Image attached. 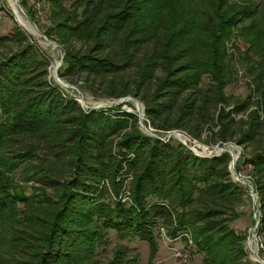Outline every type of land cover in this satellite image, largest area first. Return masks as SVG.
<instances>
[{
  "label": "trees",
  "instance_id": "obj_1",
  "mask_svg": "<svg viewBox=\"0 0 264 264\" xmlns=\"http://www.w3.org/2000/svg\"><path fill=\"white\" fill-rule=\"evenodd\" d=\"M196 1L46 0L44 33L64 49L61 77L99 96L139 98L155 132L258 143L242 164L253 168L264 224V11L255 0H242L241 10L230 0H205L204 12ZM19 2L41 28L34 4ZM241 20L260 102L236 120L221 106L229 105L234 72L226 41ZM50 65L20 25L0 33V175L25 165L42 191L26 195L0 176L1 264H100L110 231L155 253L161 228L173 239L185 234L208 264H254L246 236L231 226L245 190L232 178L231 154L198 155L177 138L144 133L130 103L85 109L48 78ZM131 261L120 247L105 264Z\"/></svg>",
  "mask_w": 264,
  "mask_h": 264
},
{
  "label": "rangeland",
  "instance_id": "obj_2",
  "mask_svg": "<svg viewBox=\"0 0 264 264\" xmlns=\"http://www.w3.org/2000/svg\"><path fill=\"white\" fill-rule=\"evenodd\" d=\"M19 1L20 0H0V33H9L12 30L13 26L16 24L20 25L23 29L30 33L51 58L48 78L53 82L58 83L68 93L76 97V99L85 109H89L90 107L94 108V106L112 107L121 103H130L132 104V106L128 105V108L130 109L131 107H133L135 112L139 114L140 128L144 133L154 136H161L162 139L166 140L174 137L180 140L183 144V140H186L187 144L190 147H193L198 151V155L207 156L214 151L213 155L228 152L229 154H231L232 159L233 156L236 157L235 166H232V162L230 164L232 178L236 182L244 185L245 190L244 200L237 207V211L240 212L239 216L231 222V226L236 229L238 234L246 236L245 243L246 250L248 252V258L254 264H264V246H259L256 242L260 239V237L264 242V224L261 220L259 195L254 187L251 177L253 171L252 166L249 163L242 164L243 158H248L249 156H251L252 152L258 146V143L240 145L235 140L237 139V137L231 138L226 142L223 140H219V137L216 138L218 140L216 142H206V137L208 135L207 131L204 132V135L201 139L195 138L194 136L182 130H171L167 132L161 131L157 133L155 132L154 128L145 123V105L139 98H135L130 95L127 97H123V99L125 100L120 102L122 98L114 99L99 96L92 93L91 91L82 89L79 86L82 84V81H79L78 84L70 83L59 74L65 56L64 49L56 40L49 38L44 33L49 24L47 5H43V2H45L46 0H29V4H34L35 9H37L38 13L36 14V17L37 19L39 18L38 24L41 26V28L36 24V22L32 21L29 18V16L26 14V8L22 6ZM17 2L20 3L21 8L18 6ZM229 2L231 5L235 6L237 10H241L242 7L236 5H245L244 1L242 0H230ZM256 2L258 10L261 12L264 11V0H255V3ZM204 4H206L205 0L196 1V5L201 6L197 7V10L201 8V10L205 12L206 7L203 6ZM18 10L20 16H22L23 18L26 17L24 19V23H20V21H18V17L16 15ZM241 18L243 17H240V19ZM26 23L31 24L29 27H27ZM243 24L244 23L242 22V20L238 21L232 29L233 34L226 41V50L229 56L232 57L234 72L231 75L233 77V80L226 84L227 87L225 88V91L229 97V105L222 104L221 106L224 107L226 111H231L232 116H234L236 120L247 119L252 109L257 108L256 104L260 102V94L254 91V86L251 82L252 75L248 73L247 63L245 62V55L250 47V42L248 40V30H243ZM52 45H55V47ZM253 58L255 59L256 57L253 56ZM57 63L60 65H58L59 67L53 73L54 66ZM57 73L62 80L68 82L71 86L66 87L59 83ZM98 92L100 93V90H98ZM249 98L251 100V103L248 110L239 114L234 113L233 110L235 109V105L238 102L246 101ZM262 105H264L263 101L262 103H260L261 113ZM262 114L263 116L261 120L264 118V112ZM219 128L220 126H216L214 130L218 131ZM26 141L31 142V139L27 138ZM19 146L16 145L15 147H12V149L17 150ZM221 148H223L225 151L221 150ZM6 154L9 156L13 155L10 152H6ZM240 164L242 168L238 171L237 168ZM24 167L25 165L20 164L12 172H3V175H0L2 177L1 180H7L8 178L6 177H9L10 180L12 179L18 184L16 185V187L22 189L23 192L26 193V195L42 193V191H40V185L36 183L35 180L27 179V177L31 178L29 176H32V174L27 176L28 171L26 172V170H23ZM0 170L5 171L3 169V166H0ZM250 186L255 189L254 192L252 191V188ZM127 199L128 198L126 197L125 200ZM159 232L158 249L157 251H155V253H153L147 242L132 237L122 238L116 232L110 231V240L108 245L99 249V253L96 255V258L100 262V264H105L113 260L115 251L118 248L125 247L127 249L128 258L132 260L130 264H135V262L137 264H208V262L204 259V254L197 252L196 248H194L193 244L191 243V240L190 242H188L184 238L185 234H180L178 237L173 239L170 237L165 228H161ZM122 254L124 255V252ZM180 254H186L188 255V257L183 258L182 256H180Z\"/></svg>",
  "mask_w": 264,
  "mask_h": 264
},
{
  "label": "water",
  "instance_id": "obj_3",
  "mask_svg": "<svg viewBox=\"0 0 264 264\" xmlns=\"http://www.w3.org/2000/svg\"><path fill=\"white\" fill-rule=\"evenodd\" d=\"M17 4H18V6L21 8L20 3L17 2ZM45 37H46V36H45ZM57 68H58V65L56 66V70H57ZM57 76H58V79H59V83H61L62 85L66 86V87L71 86L68 82H65L64 80H62V79L59 77L58 73H57ZM123 100H125V99L122 98V100H121L120 102H122ZM99 107H100V106H94V108H92V109H96V108H99ZM90 108H91V107H90ZM224 151H225V150H224ZM208 156H211V155H208ZM235 162H236V157L233 156V159H232V166H235ZM250 187L252 188V191L254 192L255 189H254L252 186H250Z\"/></svg>",
  "mask_w": 264,
  "mask_h": 264
},
{
  "label": "built area",
  "instance_id": "obj_4",
  "mask_svg": "<svg viewBox=\"0 0 264 264\" xmlns=\"http://www.w3.org/2000/svg\"><path fill=\"white\" fill-rule=\"evenodd\" d=\"M184 141V144H186L192 151H194L195 153H197L198 154V151L195 149V148H193V147H190L188 144H187V141L186 140H183ZM221 150H223L224 151V149L223 148H221ZM214 152V151H213ZM213 152H211V156H213ZM220 154V153H219ZM219 154H217V155H219ZM208 156V155H207ZM257 242V245H259V246H264V242H263V240H262V238L260 237V239L258 240V241H256ZM261 243V244H260ZM180 256H182L183 258H187L188 257V255H186V254H180Z\"/></svg>",
  "mask_w": 264,
  "mask_h": 264
},
{
  "label": "bare ground",
  "instance_id": "obj_5",
  "mask_svg": "<svg viewBox=\"0 0 264 264\" xmlns=\"http://www.w3.org/2000/svg\"><path fill=\"white\" fill-rule=\"evenodd\" d=\"M12 4H14V3H12ZM14 5H16V4H14ZM18 8H19V7H18ZM16 15H17V17H18V21H20V23H24V21H25L24 19H25L26 17L23 18L22 16H20L19 10H18V12H17ZM26 24H27V27H29L31 23H30V24H29V23H26ZM25 26H26V25H25ZM32 30H33V29H32ZM29 31H30V30H29ZM47 42H48V41H47ZM52 46L55 47V45H52ZM57 65H60V64L57 63V64L54 66L53 73L55 72V70H56V66H57ZM58 67H59V66H58Z\"/></svg>",
  "mask_w": 264,
  "mask_h": 264
}]
</instances>
